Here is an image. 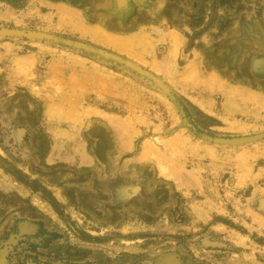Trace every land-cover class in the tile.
<instances>
[{
  "label": "rangeland",
  "instance_id": "374dc122",
  "mask_svg": "<svg viewBox=\"0 0 264 264\" xmlns=\"http://www.w3.org/2000/svg\"><path fill=\"white\" fill-rule=\"evenodd\" d=\"M0 264H264V0H0Z\"/></svg>",
  "mask_w": 264,
  "mask_h": 264
}]
</instances>
